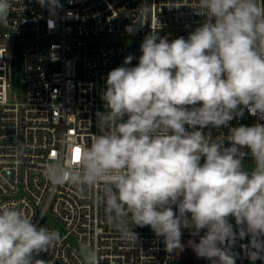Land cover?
<instances>
[{
	"label": "clouds",
	"instance_id": "1",
	"mask_svg": "<svg viewBox=\"0 0 264 264\" xmlns=\"http://www.w3.org/2000/svg\"><path fill=\"white\" fill-rule=\"evenodd\" d=\"M38 3L60 7L59 0ZM11 7L12 0H0V22ZM198 8L206 19L187 39L152 29L138 63L129 67V55L107 74L99 134L77 159L60 157L44 174L53 185L103 184L107 219L133 244L132 226H150L169 253L184 249L182 229L193 236L204 230L198 243L188 242L196 256L236 264L231 249L248 236L242 247L255 262L264 259V125L232 127L227 147L202 129L226 127L245 108L264 118V0H198ZM147 10L141 5L139 14ZM243 148L253 160L250 173ZM59 242L57 231L38 227L14 203L0 206V264H46L36 257ZM83 254L99 264L91 249Z\"/></svg>",
	"mask_w": 264,
	"mask_h": 264
},
{
	"label": "built area",
	"instance_id": "2",
	"mask_svg": "<svg viewBox=\"0 0 264 264\" xmlns=\"http://www.w3.org/2000/svg\"><path fill=\"white\" fill-rule=\"evenodd\" d=\"M59 4L50 9L38 0H12L10 14L0 22V206L14 203L38 227L59 233L60 242L36 257L46 264H88L84 247L96 254L99 264H180L177 250L167 252L164 238L150 226H132L138 234L136 244L122 237L100 203L103 184L83 189L69 183L53 185L44 173L60 157L70 154L77 159L76 150L89 146L99 134L96 113L106 111L102 94L107 74L123 66L129 55L134 59L128 66H135L152 29L169 40L187 39L206 17L197 13L198 0H59ZM141 5L148 9L144 16L139 14ZM133 23L136 30L130 34L126 27ZM88 37L134 40L81 39ZM256 123L264 125V118L245 108L226 127L209 125L202 132L213 139L224 137L227 147L232 127ZM241 151L247 153L242 164L250 173L254 166L250 150ZM230 223L238 233L234 217ZM182 233L193 236L188 229ZM203 234L204 230L197 236ZM249 243L248 236L236 240L231 249L236 261H251L242 247ZM256 261L264 264V259Z\"/></svg>",
	"mask_w": 264,
	"mask_h": 264
},
{
	"label": "trees",
	"instance_id": "3",
	"mask_svg": "<svg viewBox=\"0 0 264 264\" xmlns=\"http://www.w3.org/2000/svg\"><path fill=\"white\" fill-rule=\"evenodd\" d=\"M188 237L190 238L184 242H181L182 244L185 245L184 249L182 251L177 249L178 262L180 264H196V263L210 264L207 262L205 258H198L194 253V251L192 250L191 246L188 244L190 240H193L198 243L200 237H198L197 239H194L193 236H188Z\"/></svg>",
	"mask_w": 264,
	"mask_h": 264
},
{
	"label": "rangeland",
	"instance_id": "4",
	"mask_svg": "<svg viewBox=\"0 0 264 264\" xmlns=\"http://www.w3.org/2000/svg\"><path fill=\"white\" fill-rule=\"evenodd\" d=\"M85 41H88V42H108V43H120V42H131L133 41L134 39H124V38H119V37H113L111 39H107L105 37H99V38H91V37H88V38H81ZM189 235H182V240L181 242H184L186 241L187 239H189L190 237H188ZM194 239H197L198 237L200 236H193ZM208 263L211 264V261L206 259ZM196 264H199V263H196ZM236 264H259V262L255 261H247V260H237L236 261Z\"/></svg>",
	"mask_w": 264,
	"mask_h": 264
},
{
	"label": "snow or ice",
	"instance_id": "5",
	"mask_svg": "<svg viewBox=\"0 0 264 264\" xmlns=\"http://www.w3.org/2000/svg\"><path fill=\"white\" fill-rule=\"evenodd\" d=\"M77 153H79V149L76 150ZM78 158V157H77Z\"/></svg>",
	"mask_w": 264,
	"mask_h": 264
}]
</instances>
